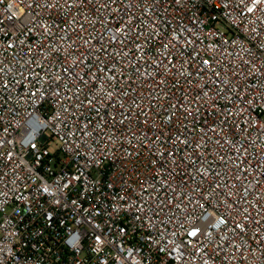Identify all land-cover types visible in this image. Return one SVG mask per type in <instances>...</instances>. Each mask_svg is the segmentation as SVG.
<instances>
[{
    "label": "built area",
    "instance_id": "obj_1",
    "mask_svg": "<svg viewBox=\"0 0 264 264\" xmlns=\"http://www.w3.org/2000/svg\"><path fill=\"white\" fill-rule=\"evenodd\" d=\"M0 264H264V0H0Z\"/></svg>",
    "mask_w": 264,
    "mask_h": 264
}]
</instances>
